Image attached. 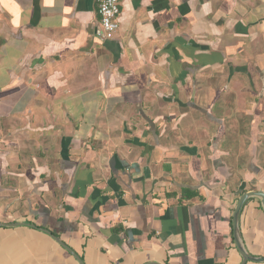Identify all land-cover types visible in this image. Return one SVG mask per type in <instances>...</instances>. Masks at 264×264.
Returning <instances> with one entry per match:
<instances>
[{
    "label": "crops",
    "instance_id": "obj_1",
    "mask_svg": "<svg viewBox=\"0 0 264 264\" xmlns=\"http://www.w3.org/2000/svg\"><path fill=\"white\" fill-rule=\"evenodd\" d=\"M98 29V0H0V264H80L52 236L82 264H242L264 0H121ZM238 228L263 259L259 198Z\"/></svg>",
    "mask_w": 264,
    "mask_h": 264
},
{
    "label": "built area",
    "instance_id": "obj_2",
    "mask_svg": "<svg viewBox=\"0 0 264 264\" xmlns=\"http://www.w3.org/2000/svg\"><path fill=\"white\" fill-rule=\"evenodd\" d=\"M121 0H98L99 29L96 37L101 40H112L119 30L118 15Z\"/></svg>",
    "mask_w": 264,
    "mask_h": 264
},
{
    "label": "water",
    "instance_id": "obj_3",
    "mask_svg": "<svg viewBox=\"0 0 264 264\" xmlns=\"http://www.w3.org/2000/svg\"><path fill=\"white\" fill-rule=\"evenodd\" d=\"M250 197L259 198L261 200L263 211H264V193L263 192H249V193H246V194L241 196V198L239 199L238 204H237V206L235 208L234 214L232 216L233 239H234L235 246H236L240 256L242 257V264H244L247 261H253V262L264 261V258L263 259H259V258H255V257H252V256L248 255L247 252L245 251L244 247H243V244H242L240 236H239V228H238L239 212H240L243 204L245 203V201L248 198H250ZM0 226H2V225L0 224ZM44 232H46V231H44ZM46 233H48V232H46ZM52 237L61 247L65 248L71 255H73L75 257V259L78 262H80V264H82V262L79 260V258L77 256H75V254L71 250H69L59 240V238H57L55 236H52Z\"/></svg>",
    "mask_w": 264,
    "mask_h": 264
},
{
    "label": "rangeland",
    "instance_id": "obj_4",
    "mask_svg": "<svg viewBox=\"0 0 264 264\" xmlns=\"http://www.w3.org/2000/svg\"><path fill=\"white\" fill-rule=\"evenodd\" d=\"M119 17H120V14L118 15V22H119ZM117 34V33H116Z\"/></svg>",
    "mask_w": 264,
    "mask_h": 264
}]
</instances>
